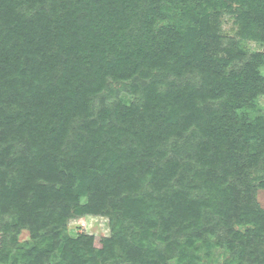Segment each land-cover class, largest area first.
<instances>
[{
    "label": "trees",
    "instance_id": "trees-1",
    "mask_svg": "<svg viewBox=\"0 0 264 264\" xmlns=\"http://www.w3.org/2000/svg\"><path fill=\"white\" fill-rule=\"evenodd\" d=\"M263 94L264 0H0V264H264Z\"/></svg>",
    "mask_w": 264,
    "mask_h": 264
},
{
    "label": "rangeland",
    "instance_id": "rangeland-1",
    "mask_svg": "<svg viewBox=\"0 0 264 264\" xmlns=\"http://www.w3.org/2000/svg\"><path fill=\"white\" fill-rule=\"evenodd\" d=\"M218 18L221 22V30L223 33L235 36V24L234 18L228 14L227 12H220ZM240 46L249 52H256L261 50L262 47L254 42L248 40H241ZM256 114L264 113V94L258 97V109H256ZM257 201L259 205L264 208V189L257 190ZM67 231L72 236H77L80 233H88L91 235H99V236H110L111 235V226L110 220L106 216H87L81 218L80 216H76L71 218L67 224ZM28 232H24L21 235L22 240H26L28 238ZM216 254V258L218 259L217 263L221 264L224 260V257L227 256L226 253H223L224 250L221 248L214 249ZM221 253L222 256L219 255ZM223 254L225 256H223ZM216 263V262H215ZM216 263V264H217Z\"/></svg>",
    "mask_w": 264,
    "mask_h": 264
}]
</instances>
